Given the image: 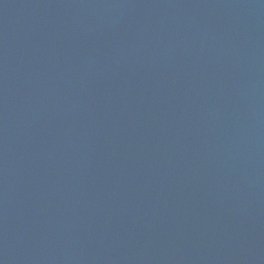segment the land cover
<instances>
[{"label": "water", "instance_id": "water-1", "mask_svg": "<svg viewBox=\"0 0 264 264\" xmlns=\"http://www.w3.org/2000/svg\"><path fill=\"white\" fill-rule=\"evenodd\" d=\"M0 264H264V0H0Z\"/></svg>", "mask_w": 264, "mask_h": 264}]
</instances>
